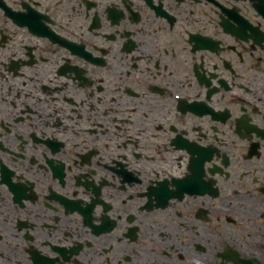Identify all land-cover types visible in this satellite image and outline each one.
Instances as JSON below:
<instances>
[{
  "label": "flooded vegetation",
  "instance_id": "obj_1",
  "mask_svg": "<svg viewBox=\"0 0 264 264\" xmlns=\"http://www.w3.org/2000/svg\"><path fill=\"white\" fill-rule=\"evenodd\" d=\"M0 264H264V0H0Z\"/></svg>",
  "mask_w": 264,
  "mask_h": 264
}]
</instances>
